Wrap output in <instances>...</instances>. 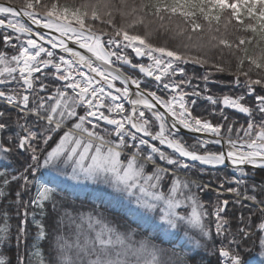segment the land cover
I'll list each match as a JSON object with an SVG mask.
<instances>
[{
    "label": "snow or ice",
    "instance_id": "obj_1",
    "mask_svg": "<svg viewBox=\"0 0 264 264\" xmlns=\"http://www.w3.org/2000/svg\"><path fill=\"white\" fill-rule=\"evenodd\" d=\"M0 48V264L264 256V0H0Z\"/></svg>",
    "mask_w": 264,
    "mask_h": 264
},
{
    "label": "trees",
    "instance_id": "obj_2",
    "mask_svg": "<svg viewBox=\"0 0 264 264\" xmlns=\"http://www.w3.org/2000/svg\"><path fill=\"white\" fill-rule=\"evenodd\" d=\"M5 2H7V0H5ZM13 3H16L17 0H12ZM154 42L156 43H162V38L161 39H157ZM174 41H169V44H173ZM5 50L4 48H0V51ZM198 72L200 71L199 67L197 66L196 69ZM224 79H230V77H224ZM216 91H221V89H216ZM200 109H202L204 107V104H200ZM229 114L232 116H235L237 119H240L241 121L243 120V115L241 114H236L235 112H233L232 110H228ZM214 148H217L216 146H212ZM15 160V158H10L8 161H5L3 159H0V171L4 170V167H8L9 169H11L12 167L15 166V164L13 163V161ZM222 172H227L228 175L232 174V171L230 169H224L222 170ZM261 177H264V172H260L257 174V181H259V179ZM204 179H207V177H203ZM232 197L230 195L225 194L224 196L221 197V199H231ZM83 200V197L81 198ZM203 199L205 201H210L214 199V196L212 194H205L203 196ZM84 203V207L81 209L83 211H88V201L87 200H83ZM245 203H248L245 201ZM81 204V200H77L76 201V205L77 207H79ZM228 217L231 220V227L233 229H235L237 227V222L235 217L238 215V210L236 209H232L227 213ZM245 215H247V213L245 212ZM13 223H15V221H13ZM45 247H47V245H45ZM261 251L262 248L259 244V240L257 238H254L252 241H250L248 244H246L243 248V250L241 251V255L244 258V260L247 262V264H264V256L261 255ZM213 264H216V259L213 258ZM221 264H223V262L221 261Z\"/></svg>",
    "mask_w": 264,
    "mask_h": 264
},
{
    "label": "water",
    "instance_id": "obj_3",
    "mask_svg": "<svg viewBox=\"0 0 264 264\" xmlns=\"http://www.w3.org/2000/svg\"><path fill=\"white\" fill-rule=\"evenodd\" d=\"M7 3V2H6ZM33 27H36V26H33ZM44 31V30H42ZM119 83V82H118ZM234 111V110H233ZM235 112V111H234ZM181 134L182 135H185V136H189L191 138L195 137V136H201V137H205V134H197V133H191L189 130H186V129H182L181 131ZM206 138H211L210 136L209 137H206Z\"/></svg>",
    "mask_w": 264,
    "mask_h": 264
},
{
    "label": "rangeland",
    "instance_id": "obj_4",
    "mask_svg": "<svg viewBox=\"0 0 264 264\" xmlns=\"http://www.w3.org/2000/svg\"><path fill=\"white\" fill-rule=\"evenodd\" d=\"M185 139V138H184ZM185 140H187V139H185ZM189 143H191L192 141H190V140H187ZM228 195V194H227Z\"/></svg>",
    "mask_w": 264,
    "mask_h": 264
}]
</instances>
